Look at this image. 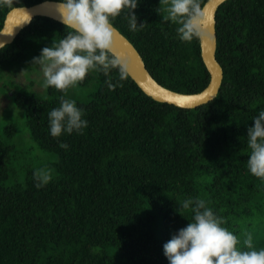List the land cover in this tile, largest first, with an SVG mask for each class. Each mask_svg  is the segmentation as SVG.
<instances>
[{
  "label": "trees",
  "instance_id": "trees-1",
  "mask_svg": "<svg viewBox=\"0 0 264 264\" xmlns=\"http://www.w3.org/2000/svg\"><path fill=\"white\" fill-rule=\"evenodd\" d=\"M41 1L9 0L0 7V30L13 7ZM169 6L170 0H140L137 31H129L126 10L112 23L160 83L196 93L211 78L200 37L181 41ZM216 28L224 80L218 95L196 108L157 101L130 75L119 81L116 70L109 73L114 90L100 71L67 93L2 81L5 71L15 76L67 34L47 16L0 50L1 95L18 107L31 138L24 146L16 120H2L0 264H169L163 245L190 223L191 209L182 207L190 198L205 200L241 242L250 234L254 247L264 248V180L247 168L246 136L264 110V0H227ZM61 97L76 101L88 126L57 138L48 113ZM34 173L50 179L37 187Z\"/></svg>",
  "mask_w": 264,
  "mask_h": 264
},
{
  "label": "clouds",
  "instance_id": "clouds-1",
  "mask_svg": "<svg viewBox=\"0 0 264 264\" xmlns=\"http://www.w3.org/2000/svg\"><path fill=\"white\" fill-rule=\"evenodd\" d=\"M140 0H58L60 20L69 31L59 41L41 49L39 56L32 58L43 74V87H53L63 93L75 88L85 80L89 72H103L110 90L109 73L118 72L119 81L128 79V62L114 52L112 21L125 10L128 13L129 31H137L143 23L137 22L135 9ZM10 6L9 0H0V7ZM168 20L180 24L179 39L191 42L199 38V22L203 16L200 0H170ZM0 34H12L0 33ZM7 42L0 41V50ZM84 110L76 101L61 97L60 106L48 113L50 135L60 137L73 132L81 133L88 121L83 118ZM247 129V160L249 172L264 180V110L253 118ZM67 149L68 145L61 143ZM43 186L50 179L48 174L34 173ZM182 207L191 209L187 226L178 229L163 245V254L169 264H264V248L257 250L249 234L241 242L239 237L224 227L225 221L203 199H188ZM246 249V250H245Z\"/></svg>",
  "mask_w": 264,
  "mask_h": 264
},
{
  "label": "water",
  "instance_id": "water-1",
  "mask_svg": "<svg viewBox=\"0 0 264 264\" xmlns=\"http://www.w3.org/2000/svg\"><path fill=\"white\" fill-rule=\"evenodd\" d=\"M227 0H208L202 7L203 16L199 22L201 55L210 73V82L203 90L185 93L173 90L160 83L148 69L144 57L134 43L114 24L113 50L128 62V72L138 86L149 96L160 102H167L183 108H196L213 100L219 93L224 68L217 58L218 32L217 13ZM58 0H44L30 6H15L7 14L0 30V41L12 43L23 28L37 16H47L60 20L57 11Z\"/></svg>",
  "mask_w": 264,
  "mask_h": 264
},
{
  "label": "rangeland",
  "instance_id": "rangeland-1",
  "mask_svg": "<svg viewBox=\"0 0 264 264\" xmlns=\"http://www.w3.org/2000/svg\"><path fill=\"white\" fill-rule=\"evenodd\" d=\"M24 68L19 69L20 71L15 74H11V71H5L2 81H12L15 80L14 88H27L29 90L35 89L39 90L41 94L45 93V88L43 87V74L40 69L30 64L29 66H23ZM16 79H15V78ZM7 84H10L7 82ZM11 85V84H10ZM41 87V88H40ZM43 87V88H42ZM42 89V90H41ZM0 92V125L2 126V120L7 116L16 120V124L18 127L16 133V139L23 144L24 146L28 145L29 141H31L30 134L28 133V129H26L24 124V117L19 114L18 107L14 106L10 97L5 95H1Z\"/></svg>",
  "mask_w": 264,
  "mask_h": 264
}]
</instances>
